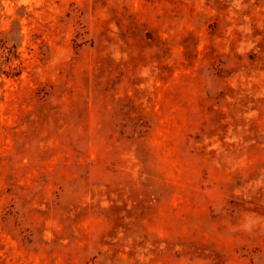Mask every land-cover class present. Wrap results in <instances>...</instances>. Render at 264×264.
<instances>
[{
  "label": "rangeland",
  "instance_id": "obj_1",
  "mask_svg": "<svg viewBox=\"0 0 264 264\" xmlns=\"http://www.w3.org/2000/svg\"><path fill=\"white\" fill-rule=\"evenodd\" d=\"M0 264H264V0H0Z\"/></svg>",
  "mask_w": 264,
  "mask_h": 264
}]
</instances>
